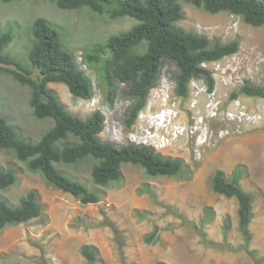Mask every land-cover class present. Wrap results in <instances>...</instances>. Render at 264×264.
Here are the masks:
<instances>
[{"label": "rangeland", "instance_id": "1", "mask_svg": "<svg viewBox=\"0 0 264 264\" xmlns=\"http://www.w3.org/2000/svg\"><path fill=\"white\" fill-rule=\"evenodd\" d=\"M182 7L184 19L177 25L184 30L204 35L212 44L239 39L238 53L248 57L243 76L249 78L251 85L264 87V26H248L227 13L209 15L185 3ZM37 18H44L55 26L63 48L75 56L79 68L91 79L94 93L91 99L82 100L72 97L63 84L49 83L48 88L76 116L85 118L94 111L101 112L104 116V128L99 135L102 141L126 143L134 129L125 130L123 126L130 104L125 95L127 85L117 82L115 93L108 97L101 87L99 74L86 67L82 57L84 50L106 43L111 36L129 30L138 21L127 17L110 20L87 7L61 10L47 0L0 1V32L12 35L5 52L23 66L30 65L32 25ZM224 64V61L219 65L212 63L209 68L214 71L216 65ZM177 71L173 63H164L158 83L148 95V109L163 108L162 98L169 96L175 99L177 119L187 123L192 116L189 99H181L174 92L172 80ZM213 73L220 110L239 99L260 119L253 127L243 126L240 134L235 132V124L224 125L230 136L217 140V135L210 148L202 149L199 158L187 137L160 151L164 156L185 161L193 171L189 181L148 177L143 169L126 164L122 168V182L97 190L91 186L87 166H82L69 173L101 195L98 203L83 205L70 194L48 185L39 173H29L11 151L0 150V167L13 169L18 176L16 184L0 191V195L14 205L24 193L35 189L44 211L41 219L7 226L1 231L0 264H86L79 253L83 244L97 248L95 264H264V98L242 94L233 98L239 91L238 84H232L237 74ZM219 76H226L232 82L228 83L231 87L221 85ZM29 92L28 87H22L0 70V115L20 128L25 136L37 139L52 122L33 116ZM203 106L204 101L200 99L197 109L200 114L204 113ZM232 120L229 116L223 118V121ZM208 125L213 130L219 126L211 121ZM216 170L223 171L227 178L235 173L241 188L253 197V217L248 226L251 240L247 244L239 229L236 200L215 194L210 188V178ZM146 186L155 194L157 202L143 192ZM161 203L175 213L170 214ZM208 209L213 216L199 228ZM112 225L122 234L123 247L116 241ZM223 229L227 231L225 235ZM153 231H157L156 241L146 243L145 237Z\"/></svg>", "mask_w": 264, "mask_h": 264}, {"label": "trees", "instance_id": "2", "mask_svg": "<svg viewBox=\"0 0 264 264\" xmlns=\"http://www.w3.org/2000/svg\"><path fill=\"white\" fill-rule=\"evenodd\" d=\"M0 1L9 3L14 0ZM47 1L61 10L87 7L92 13L110 20L127 17L138 21L129 30L111 36L106 43L84 50L82 57L83 64L99 74L101 87L108 97L115 93L117 82L127 85L125 95L130 104L123 119L125 130L131 129L138 113L146 106L149 92L157 85L164 63L171 62L176 66L178 71L172 80L174 92L185 99L189 96L192 79H201L209 91L213 89L212 72L203 68V63L219 61L240 50L237 38L224 44L218 41L212 44L206 36L178 26L177 23L184 19L182 3L209 15L227 13L254 28L264 26V0ZM11 40L9 32H0V64L5 65L0 70L22 87L30 89L28 103L33 116L52 122L49 129L33 139L0 116V150L11 151L19 162L25 164L29 173H39L48 185L77 198L83 205L98 203L101 195L85 185L84 180L69 173L82 166H87L91 186L97 190L122 182V168L126 164L143 169L152 178L191 179L193 171L182 158L164 156L149 147L130 142L122 145L104 142L99 137L104 128L101 112L94 111L81 118L60 102L48 88L49 83L63 84L72 97L83 100L91 99L94 90L91 79L79 68L75 56L63 48L57 29L48 20L37 18L33 22L32 45L28 53L30 65L23 66L5 52ZM238 94L264 98V87L253 86L247 81L232 97ZM17 178L13 169L0 167V191L15 185ZM210 188L215 194L236 200L239 229L244 243H249L252 195L241 188L235 173L227 178L221 170L212 174ZM143 192L157 202L148 186ZM159 205L168 209L170 214L175 213L164 204ZM43 216V207L35 189L24 193L14 205L0 195V233L7 226L24 224ZM212 216V210L208 209L199 228ZM112 228L117 234L116 241L123 247L125 241L122 234L114 225ZM223 233L225 235L227 231L223 229ZM200 235L202 237L201 232ZM145 239L146 243L156 241L157 231L148 234ZM79 253L86 264H95L98 259L97 248L90 244H83Z\"/></svg>", "mask_w": 264, "mask_h": 264}, {"label": "built area", "instance_id": "3", "mask_svg": "<svg viewBox=\"0 0 264 264\" xmlns=\"http://www.w3.org/2000/svg\"><path fill=\"white\" fill-rule=\"evenodd\" d=\"M245 58L242 56H235L232 63L236 69H241L244 66ZM230 63V62H229ZM228 63V64H229ZM234 83L227 80L226 76H220V81L223 84H238L242 85L247 76H243L242 72H235ZM229 79H231L229 77ZM202 89V88H201ZM200 89V90H201ZM213 94V93H212ZM209 95V97L212 96ZM209 101L207 104V119H218L224 125L231 127L233 124L234 130L237 133H242V127L249 125L253 127L260 116L258 114L249 112L246 106L240 100H234L232 103L220 113L218 112V102L212 106ZM163 108L158 112H143L140 113L133 131L129 134V140L141 146H146L161 151L172 145L173 142L179 140L182 136L193 140L194 153L196 158H199L202 149L211 145L213 140V132L208 128L207 123L202 115L193 116V123L191 125H184L175 120L177 115L175 104H166L167 98H163ZM166 104V106H165ZM191 107H195V101L191 103ZM226 116L232 117V122L223 121ZM247 128V129H248ZM246 129V131H247ZM227 130L221 131L222 134H227Z\"/></svg>", "mask_w": 264, "mask_h": 264}, {"label": "clouds", "instance_id": "4", "mask_svg": "<svg viewBox=\"0 0 264 264\" xmlns=\"http://www.w3.org/2000/svg\"><path fill=\"white\" fill-rule=\"evenodd\" d=\"M243 23V22H242ZM235 56H242V57H244L245 59V61H244V65H246L247 63H248V57L246 56V55H244V54H242V53H236V54H233V55H231V56H227V57H224V58H222L221 60H219V61H215V62H211V63H203L202 64V67L203 68H206V69H208L210 72H212V77H213V80H214V71H219V72H221V75H229V76H232V75H234L233 73H235L236 71H238V72H242V74L244 73V71L246 70L245 68H244V66L241 68V69H236V67L234 66V63H232L231 61H232V59L235 57ZM221 61H224L225 62V64L223 65L224 67H226V69L227 70H229V71H227L226 69L225 70H223L224 69V67L223 66H218L217 67V65H219V62H221ZM230 62V63H229ZM212 63H216L217 65L215 66V68H213L214 69V71L212 70V69H210L209 68V66H210V64H212ZM229 63V64H228ZM247 70L250 72L251 71V69H249V68H247ZM250 74V73H249ZM218 79L220 80V76L218 77ZM249 80V78H246V79H244V83L245 82H247ZM249 82V81H248ZM220 83H221V85H223V86H226V87H231L230 85H228V84H223L221 81H220ZM244 83L242 84V85H239L237 88H239L240 89V87H242L243 85H244ZM234 86V85H233ZM202 88V89H201ZM201 89V90H200ZM152 90V89H151ZM189 90H190V92H189V96L187 97L188 99H189V107H190V111H191V114H192V116H191V122H185V123H182V122H180L181 124H184V125H191L192 123H193V116H195V115H202L203 117H204V119H205V121H206V123H207V126H208V128L213 132V140H212V143H211V145L213 144V142H214V140H216V137H217V135H218V138H217V140H220V139H223V138H226V137H229L230 135H229V133H227V134H220L221 133V131H224L225 129H224V124L222 123V122H220L218 119H216V118H214V119H207L206 117H207V109H208V107H207V104H209V101L210 100H213L212 102H210L211 104H212V106H214V104L216 103V102H218V112L220 113L221 111H223V110H220L219 108H220V106H219V104H220V102H219V100L217 99V97H216V84H214V87H213V89L211 90V91H209L208 90V87H207V85L205 84V82L204 81H202L201 79H192L191 81H190V83H189ZM150 93V92H149ZM213 93V94H212ZM210 94H212V96L211 97H209V95ZM177 96V95H176ZM178 97V96H177ZM164 98H167V103L166 104H171V103H174L175 104V99H171V98H169V96H166V97H164ZM180 98V97H179ZM79 99V98H78ZM182 99V98H181ZM186 99V98H185ZM200 99L202 100L203 99V101H204V113L203 114H200L199 112H198V110L197 109H199V105H200ZM83 100V99H82ZM237 100V99H236ZM239 100V99H238ZM162 101H163V98H162ZM195 101V107L193 108V107H191V103L192 102H194ZM233 101V100H232ZM241 101V100H240ZM242 102V101H241ZM164 103V102H163ZM243 103V102H242ZM166 104H165V106H166ZM244 104V103H243ZM150 104L147 102L146 103V106L144 107V109L143 110H141L139 113H138V115H137V117H136V120H135V122H134V124H133V126L132 127H134L135 126V124H136V121H137V118H138V116H139V114L140 113H143V112H151V113H155V112H158L159 110H161V109H155V110H151V109H148L150 106H149ZM163 105V104H162ZM245 105V104H244ZM164 106V105H163ZM246 106V105H245ZM214 107H216V106H214ZM246 108H247V106H246ZM247 110H248V108H247ZM249 111V110H248ZM176 112H177V115H176V117H175V120L176 121H178L179 122V120L177 119V116H178V111L176 110ZM249 112H251V113H253L252 111H249ZM1 116V115H0ZM209 121H211V122H213V123H216L217 125L219 124V126H217L216 127V129L215 130H213V129H211V127L208 125V122ZM133 129V128H132ZM182 137H185V136H182ZM181 137V138H182ZM181 138L179 139V140H181ZM188 138V137H187ZM190 139V138H189ZM179 140H177V141H179ZM127 142H130L131 144H134V143H132L130 140H129V136H128V141ZM191 142H192V145H193V140L191 139ZM134 145H136V144H134ZM211 145L210 146H208V147H205V148H210L211 147ZM138 146H141V145H138ZM146 147V146H145ZM193 147H194V145H193ZM152 149V148H151ZM154 150V149H153ZM155 151V150H154ZM162 151V150H161ZM156 152H158V151H156ZM160 152V151H159ZM158 152V153H159Z\"/></svg>", "mask_w": 264, "mask_h": 264}]
</instances>
